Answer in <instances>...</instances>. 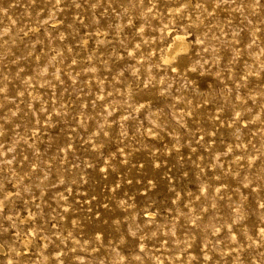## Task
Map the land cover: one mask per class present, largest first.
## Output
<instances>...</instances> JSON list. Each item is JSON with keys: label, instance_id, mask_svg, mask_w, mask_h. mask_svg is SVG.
<instances>
[{"label": "rangeland", "instance_id": "374dc122", "mask_svg": "<svg viewBox=\"0 0 264 264\" xmlns=\"http://www.w3.org/2000/svg\"><path fill=\"white\" fill-rule=\"evenodd\" d=\"M0 244L264 264V0H0Z\"/></svg>", "mask_w": 264, "mask_h": 264}, {"label": "bare ground", "instance_id": "6f19581e", "mask_svg": "<svg viewBox=\"0 0 264 264\" xmlns=\"http://www.w3.org/2000/svg\"><path fill=\"white\" fill-rule=\"evenodd\" d=\"M183 36L181 37V36H178V35H176V37L174 38V42L173 43H171L170 45H169V47H168V49H167V53H168V55L169 56H171L177 49H178V47H180L179 49L181 50V46H179V45H181V44H184V43H182L183 42ZM185 44H187V43H185ZM187 46V45H186ZM183 48V47H182ZM186 48V47H185ZM178 49V50H179ZM179 52V51H178ZM177 54V53H176ZM167 54H166V58H169V56H168ZM173 56H174V54H173ZM179 56V55H178ZM176 57V56H175ZM171 58V57H170ZM0 249H2V247H1V244H0Z\"/></svg>", "mask_w": 264, "mask_h": 264}]
</instances>
